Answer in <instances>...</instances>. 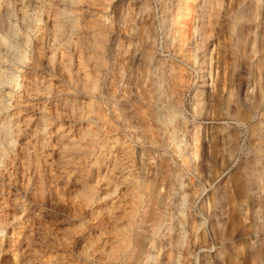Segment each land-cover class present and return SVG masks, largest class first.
Masks as SVG:
<instances>
[{
  "label": "bare ground",
  "instance_id": "bare-ground-1",
  "mask_svg": "<svg viewBox=\"0 0 264 264\" xmlns=\"http://www.w3.org/2000/svg\"><path fill=\"white\" fill-rule=\"evenodd\" d=\"M37 8L0 0V264H264V0Z\"/></svg>",
  "mask_w": 264,
  "mask_h": 264
},
{
  "label": "rangeland",
  "instance_id": "rangeland-1",
  "mask_svg": "<svg viewBox=\"0 0 264 264\" xmlns=\"http://www.w3.org/2000/svg\"><path fill=\"white\" fill-rule=\"evenodd\" d=\"M40 1L41 0H33V5H36V9H38L37 8V6H38V4L40 3ZM150 2H151V5H152V8H153V10L155 11L154 13H156V15L158 14V0H150ZM28 9H29V11L30 12H32V13H34V14H37L38 16H39V19L38 20H36L35 21V23L37 24V25H40V24H42L43 23V20H42V18H43V14H42V12H36V10L35 11H33V6L32 5H30L29 7H28ZM106 13H110V6L108 5L107 6V8L105 9V10H103L101 13H98V14H101V16H103V14L105 15ZM37 32L38 31H36V28H32V30H29V38L31 39V41L34 39V37H35V35L37 34ZM31 41H29V43L27 42L26 44H25V50H26V53H27V55L30 53V47H31ZM27 61V58L25 59V62ZM23 69H24V67L23 66H19L18 67V70H17V72H19V73H21L22 71H23ZM189 98H190V96H188L187 98H186V102H187V105H188V108L190 109L191 108V105H190V101H189ZM13 100V98H11L10 99V102ZM191 110V109H190ZM189 110V111H190ZM6 114V112H4L2 115H5ZM188 117L190 118L191 117V112H188ZM63 117L65 118H63V120H61V124L62 123H64V124H62L64 127H66V125H70V126H72L71 128H72V130H74V132L79 128V126H82L83 124H84V121H82V120H77V119H75V118H70L69 119V117L67 116V115H63ZM71 119H73V120H71ZM203 122H206V120H202ZM263 121V122H262ZM226 122H227V118H224V117H222V118H220L219 120H216V121H214V122H212V123H210V125L212 126V129H217V128H225L224 127V125L226 124ZM78 123V124H77ZM263 123H264V119L263 120H261V122H260V125H259V127H262V125H263ZM72 124V125H71ZM77 124V125H76ZM9 125L11 126V124L9 123ZM10 126H9V128H10ZM75 126H76V129H75ZM226 129V128H225ZM260 130V132H261V134H263V129H259ZM249 137V138H248ZM256 137V138H255ZM258 137H259V134L258 135H255V136H251V135H247V133H245V135H243L242 136V140L243 139H245V144H251V145H253V143L254 142H256L257 140H258ZM250 140V141H249ZM132 144V143H131ZM145 153V152H144ZM148 151L145 153L146 155H144V158L143 159H145V158H149L150 159V156L152 155V153H148L149 154V156H148ZM242 155V154H241ZM235 162H237V160H235ZM235 162H233L232 164H234ZM243 162V156H241V159L240 160H238V163L239 164H241ZM236 166L235 165H233V167H231L230 168V172H231V175H230V177L231 176H234L235 174L234 173H232V172H234V168H235ZM189 174H191V172H189ZM233 178V177H232ZM19 210H21V209H19ZM13 255H11V254H5V255H3L2 257H1V262H2V264H14V257H12Z\"/></svg>",
  "mask_w": 264,
  "mask_h": 264
}]
</instances>
